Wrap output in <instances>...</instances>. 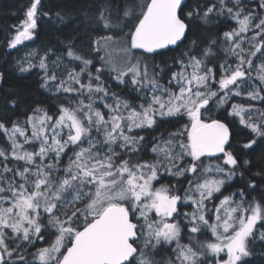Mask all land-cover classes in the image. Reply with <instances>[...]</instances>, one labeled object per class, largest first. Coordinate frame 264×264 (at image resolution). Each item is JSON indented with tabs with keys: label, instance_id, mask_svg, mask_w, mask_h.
Masks as SVG:
<instances>
[{
	"label": "snow or ice",
	"instance_id": "6c2138e0",
	"mask_svg": "<svg viewBox=\"0 0 264 264\" xmlns=\"http://www.w3.org/2000/svg\"><path fill=\"white\" fill-rule=\"evenodd\" d=\"M42 7L29 0L7 48L37 37L52 16ZM222 20V34L193 31ZM80 27L17 59L54 100L35 101L22 122L0 115V264H249L264 244V195L249 196L264 169L229 189L250 167L240 150L264 141V0H103ZM180 45L171 64L149 59ZM213 105L222 118L204 115ZM162 124L175 130L149 140ZM235 124L246 143H232Z\"/></svg>",
	"mask_w": 264,
	"mask_h": 264
},
{
	"label": "trees",
	"instance_id": "16d2710c",
	"mask_svg": "<svg viewBox=\"0 0 264 264\" xmlns=\"http://www.w3.org/2000/svg\"><path fill=\"white\" fill-rule=\"evenodd\" d=\"M115 3L123 4L124 0H114ZM138 3H142V0H137ZM190 2V0H189ZM43 7L42 12H50L52 16L50 18L42 17L39 23L38 35L33 41H27L24 45L19 46L17 49H9L6 46V39L9 37V33L13 31V26L18 25L24 19V13L29 6V0H0V73L3 74V79L0 80V115L11 120H20L21 122L25 119L27 114H30L31 107H35V101L47 100L48 104H51L54 100L49 99L48 94L44 89L39 87L38 80V69L31 73H21L17 67V59L24 56L29 51H37L41 55L49 47H59L57 40H64L66 37L75 36L83 33V27L80 25L85 22V13L88 15H95L98 11V5L103 3V0H42ZM60 12L64 16V22H61L55 17V13ZM230 27H235V23H231ZM228 30L224 21L220 22L219 28H208L200 25V22H195L193 31L196 32L200 37L210 38L222 34L223 31ZM102 31L95 35H104ZM187 43V42H186ZM184 49V45H180V48L172 51L170 49L159 50L161 55L150 57V60H154L161 68L164 67V62L168 64L172 63V57L177 52ZM103 54V53H101ZM223 53H220V58H223ZM55 59V57H52ZM38 63V61H34ZM167 75V73H165ZM106 78V77H105ZM108 83L112 85V91L120 92L121 88L116 86L114 81L109 80ZM124 97L133 102H139L135 100V97L129 95L127 91L124 92ZM18 98L19 104L16 108H5L3 100ZM240 102V101H237ZM48 106L47 104L45 105ZM99 106V105H98ZM257 106L264 108L257 102ZM213 118H222L223 112L214 111V105L209 109L208 116ZM187 122L185 116L180 124ZM179 125H176L178 127ZM233 131L232 143L243 144L246 143L249 136V131L238 124L230 125ZM171 132L175 130V127L169 124H162L155 132L151 135L145 132L138 133L140 135L151 136L159 135L162 131ZM166 134V132H165ZM242 158L250 160V167L245 172V179H236L232 183L230 191H234L239 187H244L248 180L252 178L254 173L260 172L264 169V141H261L251 153H246L240 150ZM149 158V157H145ZM209 162V159H204V163ZM67 163V158H65ZM161 183L176 185L178 188L182 185L187 187V182L181 180L179 183L176 178L168 177L167 175L161 177ZM257 190L249 194L250 198L255 196L259 198L264 193L259 191L261 186H264V180L256 179ZM211 206V204H210ZM55 238V235L51 236L49 240ZM39 247V246H37ZM254 255L250 260L249 264H264V256L261 255L264 252V244L257 243L254 247Z\"/></svg>",
	"mask_w": 264,
	"mask_h": 264
},
{
	"label": "rangeland",
	"instance_id": "374dc122",
	"mask_svg": "<svg viewBox=\"0 0 264 264\" xmlns=\"http://www.w3.org/2000/svg\"><path fill=\"white\" fill-rule=\"evenodd\" d=\"M256 106H257V104H256ZM257 107H260V106H257ZM214 111L215 112H217V114L219 113V112H223V110L222 109H217L216 108V106L214 105ZM204 115L205 116H208V112H206V113H204ZM217 118H219V117H217ZM207 163H209V162H205L204 164H207ZM157 187L159 186L158 184L156 185ZM180 194L181 195H183V192H180ZM225 194H227V192H225ZM181 204H183V202H181ZM209 207H211L210 205H209ZM192 209H191V207H189V206H183V208H182V212H184V211H188V212H190ZM209 238H211L210 237V233L207 235V236H201L200 237V239H209ZM55 239V238H54ZM188 241H187V239H183L182 241H181V243H187ZM50 243V242H49ZM42 246H47V245H45V244H43V243H39V247H42ZM171 247H175V244H172V246ZM169 255H171V249L169 248V247H162V248H160L159 250H158V253H157V258L158 259H162V258H164V257H166V256H169ZM221 256L223 257L224 256V254L223 253H221ZM209 264H211V260L209 261Z\"/></svg>",
	"mask_w": 264,
	"mask_h": 264
},
{
	"label": "flooded vegetation",
	"instance_id": "af4514ba",
	"mask_svg": "<svg viewBox=\"0 0 264 264\" xmlns=\"http://www.w3.org/2000/svg\"><path fill=\"white\" fill-rule=\"evenodd\" d=\"M182 208H183V207H181L180 210H182ZM49 239H50V238H49ZM51 240H54V238L51 239ZM51 240H49V242H51ZM37 246H39V243L37 244ZM34 250H35V249H32V251H34Z\"/></svg>",
	"mask_w": 264,
	"mask_h": 264
}]
</instances>
